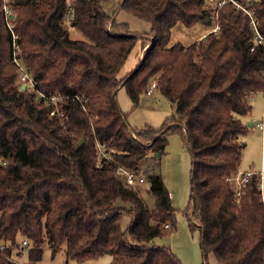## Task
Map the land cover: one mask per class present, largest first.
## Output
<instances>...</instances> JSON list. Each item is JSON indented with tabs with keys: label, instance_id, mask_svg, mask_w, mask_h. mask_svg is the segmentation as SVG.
Listing matches in <instances>:
<instances>
[{
	"label": "trees",
	"instance_id": "obj_1",
	"mask_svg": "<svg viewBox=\"0 0 264 264\" xmlns=\"http://www.w3.org/2000/svg\"><path fill=\"white\" fill-rule=\"evenodd\" d=\"M69 1L0 0V160L13 158L0 163V264H17L13 254L24 251L41 261L46 238L53 255L66 244L68 262L183 264L157 244L177 230L160 161L174 134L191 155L184 215L200 233L202 264L210 255L218 264H264V200L255 178L241 189L231 181L250 129L241 117L264 92V45H255L252 26L264 37V0H124L121 10L150 23L144 35L118 23L104 0ZM212 13L218 33L170 45L175 25H212ZM72 29L86 40L71 39ZM138 41L143 57L120 77ZM16 60L35 89H22ZM155 78L175 113L158 129L132 128L118 90L137 107ZM119 168L142 171L154 208Z\"/></svg>",
	"mask_w": 264,
	"mask_h": 264
},
{
	"label": "rangeland",
	"instance_id": "obj_2",
	"mask_svg": "<svg viewBox=\"0 0 264 264\" xmlns=\"http://www.w3.org/2000/svg\"><path fill=\"white\" fill-rule=\"evenodd\" d=\"M9 1V0H7ZM124 0H104L103 8L110 15H116V21L118 23H126L130 32L133 34L144 35L150 32V23L141 20L134 15H131L120 9V6ZM68 2H70L68 0ZM206 6L211 7V3H206ZM216 6L213 5L212 8ZM212 19V25L200 22L195 26L189 28L181 23L175 25L171 30L170 45L176 43H182L189 45L196 41H199L200 37L206 32L211 30L215 25L217 26V17L214 13L210 17ZM70 37L73 40H86L83 33L77 29H72ZM144 50V49H143ZM142 43L138 41L136 47L126 61L123 69L121 70L120 77H124L139 64L140 59L143 56ZM117 103L126 115L128 124L132 128H160L166 119L171 117L175 113V105L168 101L158 90H155L153 95L149 96L143 94L140 99V103L137 107H133V103L127 94L126 88L121 87L117 93ZM252 113L247 117H241L245 122L252 123L253 127H250L248 133L241 137L244 145L243 159L240 166V172L247 171H261L262 159L264 157V142L263 135L259 129L258 124L264 119V101L261 96H257L252 101ZM25 150L20 152V158L24 159ZM9 162L13 161L10 158ZM152 154L141 164V170H144L146 166L151 162ZM161 172L164 178L167 189L169 190L172 202L175 208L179 210L177 214V230L174 234L169 235L157 240L159 246H169L183 264H202L203 253L201 249L200 233H191L188 226L187 217L184 215L190 205L191 200V155L189 147L178 134H174L169 137V145L166 149L165 155L161 158ZM140 173L142 171L139 170ZM145 188L140 190L141 195L147 202L150 208L155 206V197L148 193L150 186L147 184ZM130 222V218L123 216L121 225L123 229H127ZM6 244L0 241V248ZM66 244L60 247V250L53 255L52 248L48 243V239H45L43 245V258L39 262L32 263L29 261L28 254L24 251L22 254L15 252L13 254V260L17 264H111V258L104 256L99 260L86 261L78 263L76 261L67 260ZM215 257L209 256V264H213Z\"/></svg>",
	"mask_w": 264,
	"mask_h": 264
},
{
	"label": "built area",
	"instance_id": "obj_3",
	"mask_svg": "<svg viewBox=\"0 0 264 264\" xmlns=\"http://www.w3.org/2000/svg\"><path fill=\"white\" fill-rule=\"evenodd\" d=\"M8 13H9V10L6 9V14H8ZM250 15H252V13ZM252 26L256 30L255 45H264V37L257 31L256 23L253 19H252ZM212 32L218 33L219 32V26L218 25L215 26ZM251 50L253 51L254 48H252ZM16 64L19 67V83L21 85H26L30 89H35V85L33 83V78L31 76V74L27 72V70L19 63L18 60H16ZM156 89H157V80L155 78V79H153V81H152V83L148 89L147 95H149V96L152 95ZM257 96H261L263 101H264V92H262L259 95L252 94L251 101H254ZM258 126H259V129L261 130L263 138H264V119L261 123L258 124ZM263 142H264V139H263ZM0 163H2L4 165H8V163H10V162L8 160H5V161L0 160ZM118 173H120L126 179L128 185L138 189L139 191L142 188H145V190L147 189L146 188L147 181H146L145 176L142 173L135 172V171H129V170H126L123 168H119ZM254 178H255V182L257 183L258 190L260 191L262 198L264 200V157L262 159V170L261 171L258 172V171L251 170V171H247L244 173L240 172L234 178H232L231 181L234 182L235 185L239 189H241V188H245L248 184H250ZM227 180H229V179H227ZM166 227H168V225H166Z\"/></svg>",
	"mask_w": 264,
	"mask_h": 264
},
{
	"label": "crops",
	"instance_id": "obj_4",
	"mask_svg": "<svg viewBox=\"0 0 264 264\" xmlns=\"http://www.w3.org/2000/svg\"><path fill=\"white\" fill-rule=\"evenodd\" d=\"M215 26H216V25H215ZM215 26H214V27H215ZM214 27H212L211 30H209L208 32H206V33H205L203 36H201L199 39H200V40H203V39L206 37L207 34H209L210 32L213 31ZM200 40H199V41H200ZM196 42H197V41H196ZM142 54H143V53H142ZM141 57H143V56H141ZM141 59H142V58H141ZM141 59H140V60H141ZM153 93H154V92H153ZM152 95H153V94H152ZM150 96H151V95H150ZM250 115H251V114H250ZM243 122H244L247 126H249V125L251 124L252 126H250V127H253V124H252V123H248V121L245 122L244 120H243ZM178 257H179V256H178ZM186 264H188V263L186 262ZM213 264H218L216 258L214 259Z\"/></svg>",
	"mask_w": 264,
	"mask_h": 264
},
{
	"label": "water",
	"instance_id": "obj_5",
	"mask_svg": "<svg viewBox=\"0 0 264 264\" xmlns=\"http://www.w3.org/2000/svg\"><path fill=\"white\" fill-rule=\"evenodd\" d=\"M26 87H27L26 85H23L22 89L24 90V89H26ZM250 126H252V125L250 124L249 127ZM84 141H85V137H83L82 140L78 143V146H81L84 143ZM156 156L159 157V153H157Z\"/></svg>",
	"mask_w": 264,
	"mask_h": 264
}]
</instances>
